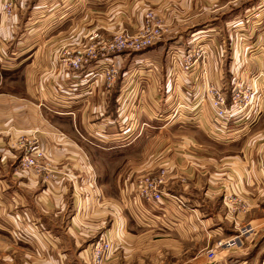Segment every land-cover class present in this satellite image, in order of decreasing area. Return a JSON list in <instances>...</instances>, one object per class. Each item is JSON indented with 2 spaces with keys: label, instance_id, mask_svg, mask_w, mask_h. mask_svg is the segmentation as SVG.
<instances>
[{
  "label": "crops",
  "instance_id": "obj_1",
  "mask_svg": "<svg viewBox=\"0 0 264 264\" xmlns=\"http://www.w3.org/2000/svg\"><path fill=\"white\" fill-rule=\"evenodd\" d=\"M3 1L0 264H92L101 234L112 248L102 264H129L138 245L145 257L188 258L181 264H264V0L235 9L225 2L220 16L129 60H88L78 70L52 49L67 54L86 38L84 23L73 26L78 18L102 17L106 8L119 21V0H16L12 16ZM137 5L129 9L136 26ZM196 49L203 60L183 71L181 57ZM112 65L121 70L108 86L103 70ZM251 80L257 101L243 118L213 121L209 102H197L201 82L229 101L235 82ZM33 140L54 167L49 179L17 165ZM161 168L164 197L145 202L136 177ZM228 194L237 202L228 207L239 206L234 221L224 216ZM248 225L240 248L213 261L198 255Z\"/></svg>",
  "mask_w": 264,
  "mask_h": 264
},
{
  "label": "rangeland",
  "instance_id": "obj_2",
  "mask_svg": "<svg viewBox=\"0 0 264 264\" xmlns=\"http://www.w3.org/2000/svg\"><path fill=\"white\" fill-rule=\"evenodd\" d=\"M183 1H185V3H188V5L185 6L184 8L180 4L181 0H119L116 3L120 4L119 8L121 9L120 11L121 17H119V21L115 19L117 22H119L118 24L117 22H114V19L112 18V13H106L107 11L105 12L106 8L104 9L105 15H103L102 17H92L91 18V15H90L89 17L83 18L82 21H80L81 18H78L74 22L73 26L75 27L78 24L80 25L81 23H84L86 25L87 31H89L85 35L86 38L85 39L83 38V40L81 38L77 42L72 43L71 44L72 51L71 52L68 51L67 54L64 48H60V47H54L52 49L53 54L55 55V57L56 56L57 58L59 57V60H67L69 56L74 55L75 51H83L84 53H87L88 48H92V49L99 48V51H98L99 55L89 60H129L135 54L145 52L146 50L152 49V47L157 45L159 41L165 39L166 37L173 36L176 33V31H180L182 29L191 27L193 24H196L202 19L208 18L209 16L210 17H213L214 15L220 16V12L225 8L224 7L225 2L232 1V0H216V1L215 0H183ZM240 1L241 0H233L232 4L229 3L227 4L226 7L227 8L230 7L232 9L238 8L241 3ZM242 2L254 4L256 0H242ZM135 3H138L137 7H139L141 9V12H143L142 16L139 17V19L141 18L142 20L141 24L138 26L135 25L134 16L131 15V12L129 10V9H132ZM211 11H215V12H211ZM149 13H151L154 16V20L152 23L154 24L160 23L159 30H161V33H160L161 36L158 39H154L153 36L151 38L149 34H146L141 30L142 26L144 25L145 19H146L145 17ZM147 39L152 40L151 44H147L141 48L135 47L136 44H138L140 40H147ZM120 40H123L125 44L127 42L128 47L121 48V49L114 50V51H106V50L101 51V48L105 47L109 42L114 41L116 43L117 42L120 43L121 42ZM13 49L16 50L15 48ZM189 51H193V50H189ZM189 51H186L184 55ZM48 52H49L48 50H42V55L46 54L47 56H49V54H52ZM119 70H121L120 65L119 67L117 66L118 74L120 73ZM173 133H176V132H173ZM34 144H35V147L39 149V152L41 153V158L40 157L38 158V161H39L38 163L44 166L45 168V171H46V175H44L45 179H49L50 178L49 173L52 172L51 170H54V167L51 166L45 159H43L44 153L42 152V149L40 148L38 141L35 140ZM20 158L17 163L19 169L26 173H29L30 171H32V169L23 167L22 165L19 164ZM161 171H164L165 173V178H164V185H165L167 183L166 180H167V175H168V170L166 168H161L153 174L138 175L136 177V180L139 177L159 175ZM41 173L43 172L41 171ZM91 185L94 186L95 183L94 184L92 183ZM228 197H229V201H228ZM231 197L233 196L230 194L225 195L223 197L224 216L225 217L229 216L231 220L233 219L232 221H234L233 217L236 216V211L237 209L239 210V206L237 207V209L234 207L232 208L228 207V203L231 202L230 201ZM236 203L237 202H235L234 204ZM231 205L233 206V204ZM238 230H236V232H234L233 234L237 233ZM97 235L98 233L95 236ZM101 236L104 237V235L102 234ZM96 241L93 243L92 248H91L90 261L92 264H93L92 260H93V252H94L93 248H94ZM216 242L202 249L200 252H198V255L206 256L207 252L215 246ZM144 248L145 246L143 247H139V245L137 246V251L133 253L132 257H130V259L128 260L130 261L129 264H181V262L188 259L185 257L177 258V257H169V256L163 258V257H160L157 253H154L153 257H148V256L145 257L144 255H140L141 251ZM111 255H112V252H110L109 258H107L104 261L108 262V260L112 259ZM25 261H26V264H35L28 258ZM125 264H128V263H125Z\"/></svg>",
  "mask_w": 264,
  "mask_h": 264
},
{
  "label": "built area",
  "instance_id": "obj_3",
  "mask_svg": "<svg viewBox=\"0 0 264 264\" xmlns=\"http://www.w3.org/2000/svg\"><path fill=\"white\" fill-rule=\"evenodd\" d=\"M15 5L16 0H4L2 4L4 14L6 16H12L15 11ZM145 18L146 19L141 30L146 34H149L151 38L153 36L154 39H158L161 36V30H159L160 23H152L154 16L151 13H149ZM120 41V43H116L114 41L109 42L105 47L101 48V51H114L128 47L127 42L125 44L123 40ZM151 41V39L140 40L135 47L141 48L147 44H151ZM98 51L99 48H88L87 53H84L83 51H75L74 55L69 56V58L65 60V64L73 70H78L83 64H86L89 59L98 56ZM203 57V51L200 49L187 52L181 57L182 70L185 72L190 71L197 61L203 60ZM117 74L118 71L116 65L106 67L103 70L105 82L108 86L114 82ZM201 86L202 91L196 92L195 94L197 102L200 103L207 100L209 102L210 115L213 121L221 122L223 124H226L231 120H237L240 117L243 118L257 101L258 85L256 80H251L250 82H235L231 89L229 101L220 88L213 85H204L202 82ZM34 143L35 140H33V142H28L27 145H25L19 164L23 167L32 169L38 174L40 171H44L45 168L38 163V158H41V153L39 152V149L35 147ZM164 178V171H161L159 175L137 178L135 186L139 198L148 203H159L164 196L162 189L164 185ZM176 200L179 201L177 198ZM230 201V205L234 204L236 202L235 196L231 197ZM250 231L251 227L248 225L240 228L237 233L217 241L215 246L207 252L205 258L209 261H213L216 258L218 251L240 248L243 245L244 238H246ZM93 251V264H102L104 260L109 258L111 252V242L101 236L96 241Z\"/></svg>",
  "mask_w": 264,
  "mask_h": 264
}]
</instances>
